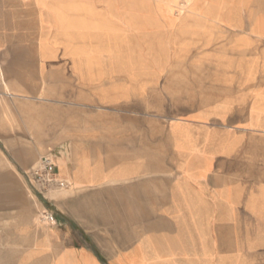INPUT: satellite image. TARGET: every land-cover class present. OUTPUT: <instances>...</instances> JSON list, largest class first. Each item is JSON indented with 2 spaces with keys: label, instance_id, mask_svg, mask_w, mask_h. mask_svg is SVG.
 I'll return each instance as SVG.
<instances>
[{
  "label": "crops",
  "instance_id": "obj_1",
  "mask_svg": "<svg viewBox=\"0 0 264 264\" xmlns=\"http://www.w3.org/2000/svg\"><path fill=\"white\" fill-rule=\"evenodd\" d=\"M94 1H62L81 20L66 41L32 8L70 139L39 160L64 186L39 189L37 166L33 208L0 213V264H264V17L223 18V47L193 56L173 23Z\"/></svg>",
  "mask_w": 264,
  "mask_h": 264
},
{
  "label": "rangeland",
  "instance_id": "obj_2",
  "mask_svg": "<svg viewBox=\"0 0 264 264\" xmlns=\"http://www.w3.org/2000/svg\"><path fill=\"white\" fill-rule=\"evenodd\" d=\"M21 1L23 4H20ZM62 1L71 0H11L7 11L15 19L4 22L0 18V35H9L5 47L0 38V213L33 208L25 196L24 173L36 168L39 160L48 156L54 146L69 144L70 112L56 110L54 105L49 104L36 56V39L41 36L42 27L35 21L32 12L36 4L48 7L47 11L51 10L54 14L49 22L57 31L62 30L54 37L62 36L65 41L69 40L70 29L79 25L81 20ZM99 1L108 0H96ZM124 1L127 17L134 14L140 18L153 17L173 23L174 36L171 38L176 46L189 43L193 56H204L223 47L224 33H227L220 26L223 18L250 22L252 18L264 17V0H241L243 5L239 0ZM209 17L219 19L210 21ZM182 19L187 20L185 26L181 24ZM13 23L16 28L11 27ZM30 26L35 29L36 38L30 34ZM182 65V61L175 63V72L170 77L173 82L178 83L182 79V73L178 72L181 68L177 67ZM205 65L200 64V69H204ZM210 66L208 63L206 70H210ZM195 75L192 74V77ZM181 108L174 107L176 113L173 116H177V110ZM255 225L259 229L256 231L262 230L264 213H256Z\"/></svg>",
  "mask_w": 264,
  "mask_h": 264
},
{
  "label": "built area",
  "instance_id": "obj_3",
  "mask_svg": "<svg viewBox=\"0 0 264 264\" xmlns=\"http://www.w3.org/2000/svg\"><path fill=\"white\" fill-rule=\"evenodd\" d=\"M51 168V162L44 158L40 161L38 167L32 170L26 176L33 184L43 191L57 186L63 187V184L57 182V180L52 177ZM44 219L47 221H52V217L48 215H44Z\"/></svg>",
  "mask_w": 264,
  "mask_h": 264
},
{
  "label": "bare ground",
  "instance_id": "obj_4",
  "mask_svg": "<svg viewBox=\"0 0 264 264\" xmlns=\"http://www.w3.org/2000/svg\"><path fill=\"white\" fill-rule=\"evenodd\" d=\"M10 1L11 0H0V15H1L0 18H2L4 22H8V21L15 19V17L10 15L9 11H7V8H8ZM20 4H23V1H21ZM11 27L16 28L14 23L11 24Z\"/></svg>",
  "mask_w": 264,
  "mask_h": 264
}]
</instances>
